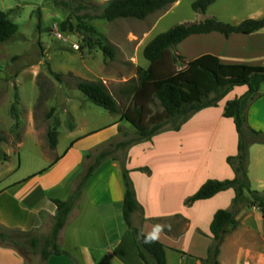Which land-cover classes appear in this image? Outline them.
<instances>
[{"label":"crops","instance_id":"1","mask_svg":"<svg viewBox=\"0 0 264 264\" xmlns=\"http://www.w3.org/2000/svg\"><path fill=\"white\" fill-rule=\"evenodd\" d=\"M263 15L264 11H254L246 19ZM200 37L207 50L186 58V63L208 54L223 64L264 67V28L248 35L209 33ZM241 96L228 93L216 106L192 113L178 130L168 129L132 143L122 163L106 157L88 179L58 235L57 247L69 257L50 256L45 264H143L123 221V168L139 206L133 224L165 247L167 264H201L212 242L213 216L218 210L233 211L235 194L229 189L190 206L184 202L208 180L235 178L226 159L237 154L238 136L233 120L225 118L223 111L227 102ZM244 116L249 128L264 134V84L246 105ZM118 124L98 132L116 133ZM91 133L75 138L47 172L0 189V229L30 235L52 226L56 214L52 200L69 199L71 181L96 148H80L96 134ZM247 177L251 190L264 193V145L250 146ZM236 220V228L223 238L219 264H264V219L259 209L238 206ZM12 258L25 264L24 257Z\"/></svg>","mask_w":264,"mask_h":264},{"label":"rangeland","instance_id":"2","mask_svg":"<svg viewBox=\"0 0 264 264\" xmlns=\"http://www.w3.org/2000/svg\"><path fill=\"white\" fill-rule=\"evenodd\" d=\"M106 1L56 0L66 3L65 7L55 5L54 0H0V9L18 27L12 38L0 44V134L4 138L0 143V189L32 179L60 157L75 138L117 122L120 126L117 135L104 130L80 145L96 148L85 157L78 176L71 181L72 193L101 154L122 163L126 147L137 141L138 135L123 122L120 112L109 114L93 105L77 90L76 84L102 83L118 105L123 106L126 103L120 91L136 78L137 68L148 67L142 52L155 36L181 24L210 18L235 24L254 11H264V0H216L205 13L192 10L191 5L197 0H174L143 21L106 22L97 18ZM66 20L74 29L85 22L90 31L83 36L113 46L115 57L109 59L97 46L89 47L77 31H61L59 25ZM201 41L200 35L190 36L168 52L167 60L176 54L183 57L181 63H186V58L207 50L208 46ZM181 63L173 69L179 70ZM246 89L235 87L229 94L243 96ZM150 110L152 115L162 112L158 103ZM175 125L168 123L163 129ZM52 129L58 133L55 150L49 149L46 136ZM51 227L30 235L0 229L5 236V241L0 240V264H19L12 255L24 257L25 264H42L41 251ZM33 240L37 242L36 248L31 245Z\"/></svg>","mask_w":264,"mask_h":264},{"label":"trees","instance_id":"3","mask_svg":"<svg viewBox=\"0 0 264 264\" xmlns=\"http://www.w3.org/2000/svg\"><path fill=\"white\" fill-rule=\"evenodd\" d=\"M215 1L197 0L191 8L194 12L205 13ZM173 2L174 0H108L101 6V14L97 18L106 22H113L117 19L143 21L150 15L167 8ZM54 3L67 7V4L63 2L57 3L54 0ZM59 28L61 31H77L82 36L85 31H90L85 22L78 23L74 29L68 20L60 23ZM262 28H264V15L260 19H246L238 25L210 18L200 23L181 24L158 34L143 48L142 55L148 62V67L146 69L137 68L136 78L120 91V96L126 103L123 106L118 105L102 83L79 81L76 84L77 90L93 105L109 114L120 112L121 119L138 135L134 143L149 140L158 133L168 130L163 129L168 123L176 124L170 128L176 131L192 113L216 106L233 88L240 86L247 88L243 96L227 102L223 111L225 118L233 120L238 136L237 154L226 159L235 178L224 181L208 180L184 202L186 206H190L196 201L210 199L229 189L235 194L233 211L218 210L213 216L210 224L212 242L208 247L207 257L201 260V264H219L218 257L223 238L229 229H235L237 226L238 206L257 207L264 219V193L251 190L247 177L248 148L253 144L264 145V134L249 128L244 116L246 105L257 96L260 86L264 84V67L223 64L217 57L208 54L183 64L181 62L184 59L180 55H172L170 60H167L168 52L193 35L209 33H219L225 37L231 34L248 35ZM17 31V25L11 22L0 9V44L12 38ZM83 38L89 47L97 46L109 59L115 57L113 46L95 42L84 36ZM178 63H181L182 67L174 70V65ZM157 103L162 112L152 115L150 107H156ZM46 136L49 149L54 150L58 142L57 131L48 130ZM3 141L4 138L0 134V143ZM106 157V153L101 154L98 161L87 169L68 200H52L56 207V214L51 232L44 241V248L41 251L42 264H45L50 256L69 257L66 252L58 249V235L88 179ZM58 160L59 157L36 175L47 172ZM122 177L124 184L123 221L131 232L141 261L143 264H167L165 247L158 241L145 236L140 228L133 224L132 216L139 206L128 172L124 168ZM0 240L5 241L3 233H0ZM31 245L36 248L37 242L33 240Z\"/></svg>","mask_w":264,"mask_h":264}]
</instances>
